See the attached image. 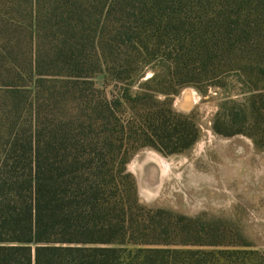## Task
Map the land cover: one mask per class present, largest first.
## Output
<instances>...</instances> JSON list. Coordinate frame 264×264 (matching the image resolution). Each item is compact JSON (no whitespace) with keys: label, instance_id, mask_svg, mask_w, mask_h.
<instances>
[{"label":"trees","instance_id":"trees-1","mask_svg":"<svg viewBox=\"0 0 264 264\" xmlns=\"http://www.w3.org/2000/svg\"><path fill=\"white\" fill-rule=\"evenodd\" d=\"M227 78L212 131L264 149V0H0V264H244L241 236L141 205L127 171L190 149L174 95Z\"/></svg>","mask_w":264,"mask_h":264},{"label":"rangeland","instance_id":"rangeland-1","mask_svg":"<svg viewBox=\"0 0 264 264\" xmlns=\"http://www.w3.org/2000/svg\"><path fill=\"white\" fill-rule=\"evenodd\" d=\"M152 74L148 71L135 82L131 92ZM93 82L108 97L117 91L115 83L103 74L96 75ZM222 84L184 87L172 99V110L191 117L197 126L199 136L190 149L164 156L143 148L130 159L127 171L136 180L141 205L200 217L205 225L217 222L229 238L239 235L248 243L239 247L245 252L240 255L244 264H264V149H256L245 136L224 137L212 131L223 100H234L239 92L234 78ZM186 89L192 91L193 100L188 111L177 106Z\"/></svg>","mask_w":264,"mask_h":264},{"label":"bare ground","instance_id":"bare-ground-1","mask_svg":"<svg viewBox=\"0 0 264 264\" xmlns=\"http://www.w3.org/2000/svg\"><path fill=\"white\" fill-rule=\"evenodd\" d=\"M193 103L192 100V91L190 89H186L183 91L182 93V97L180 98V100H178L177 106L179 109H183V110H189V108L191 107ZM161 162L163 163V160L161 159ZM164 166V164H163Z\"/></svg>","mask_w":264,"mask_h":264},{"label":"flooded vegetation","instance_id":"flooded-vegetation-1","mask_svg":"<svg viewBox=\"0 0 264 264\" xmlns=\"http://www.w3.org/2000/svg\"><path fill=\"white\" fill-rule=\"evenodd\" d=\"M163 164L166 165L165 161H163Z\"/></svg>","mask_w":264,"mask_h":264}]
</instances>
